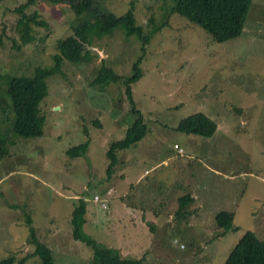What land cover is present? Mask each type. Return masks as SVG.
<instances>
[{
    "label": "rangeland",
    "instance_id": "obj_1",
    "mask_svg": "<svg viewBox=\"0 0 264 264\" xmlns=\"http://www.w3.org/2000/svg\"><path fill=\"white\" fill-rule=\"evenodd\" d=\"M24 2L0 0L2 74L33 76L35 68L51 66L60 40L72 34L70 9L36 0L28 11H38L47 25L34 26V42L24 45L15 10ZM131 3L145 32L163 23L144 53L136 38L116 28L94 42L91 63L65 61L62 72L46 80L40 137L15 136L0 111V134L8 139L0 159V260L34 251L30 216L55 264H91L93 250L73 238L70 223L81 196L88 202L85 233L143 264H224L245 232L264 240V0H253L241 35L224 43L170 13L174 0H104L103 7L121 15ZM138 59L142 75L132 92L148 131L118 153L107 177L106 151L136 114L125 84L102 90L92 80L102 66L128 76ZM196 112L217 123L212 136L174 130ZM87 139L86 156H69V148ZM194 189L199 195L179 220L177 198ZM220 210L232 212L235 232L216 226Z\"/></svg>",
    "mask_w": 264,
    "mask_h": 264
},
{
    "label": "trees",
    "instance_id": "obj_2",
    "mask_svg": "<svg viewBox=\"0 0 264 264\" xmlns=\"http://www.w3.org/2000/svg\"><path fill=\"white\" fill-rule=\"evenodd\" d=\"M51 4L65 6L66 10L74 13L71 28L72 34L66 37L57 46L58 52L52 57L53 64L48 67H37L33 76H11L0 73V111L3 121L15 136L22 138H35L43 134L45 115L40 109V103L48 94L47 79L62 72L65 61L74 65L89 64L92 62V46L97 40L112 35L118 28L125 37H134L141 43V51L145 52L152 36L162 28L154 25L149 32H145L142 25L136 23L134 5L131 3L128 10L121 15H116L103 7L104 0H44ZM36 0H26L15 10L19 13L16 23L19 39L24 45L34 42V26H46L47 22L39 17L38 11H28ZM253 0H174L170 6V13H175L190 23H194L207 33L216 43H224L241 35L244 20L249 6ZM141 59L132 65V73L122 76L114 72L112 68L102 66L96 74L92 84L102 90L111 83L121 81L125 84V93L131 112L136 118L126 129L121 139L110 143L106 151L108 164L106 175L110 177L119 163L118 153L135 145L144 138L148 131L140 110L136 107L132 85L142 75L140 69ZM2 117V116H1ZM100 125V123H97ZM175 131L193 134L202 137H210L217 130V123L203 112H196L179 120ZM91 140L74 145L67 150L71 157L86 156ZM8 153V139L0 134V159ZM194 201L190 192L178 196L176 216L182 219L188 214V206ZM87 199L81 196L77 199L70 223L72 236L93 250L91 264H143L141 259H133L122 256L115 248L102 246L93 237L84 231L87 223ZM216 226L222 233L235 232L232 225V212L218 211L215 216ZM29 231V244L34 247L32 253H28L21 259L8 256L0 260V264H25L29 259L37 258L38 264H55L52 250L37 237V230L32 226L30 216L26 219ZM153 226V225H152ZM152 229V228H151ZM224 264H264V240L256 233L247 231L239 237Z\"/></svg>",
    "mask_w": 264,
    "mask_h": 264
},
{
    "label": "crops",
    "instance_id": "obj_3",
    "mask_svg": "<svg viewBox=\"0 0 264 264\" xmlns=\"http://www.w3.org/2000/svg\"><path fill=\"white\" fill-rule=\"evenodd\" d=\"M189 192V191H188ZM191 195L193 196L194 198V201H195V197L196 195H199L198 191H196L195 189L191 192ZM193 201V202H194ZM199 207H202L203 206V201H200V203L198 204ZM154 218H158L157 216L153 215Z\"/></svg>",
    "mask_w": 264,
    "mask_h": 264
},
{
    "label": "built area",
    "instance_id": "obj_4",
    "mask_svg": "<svg viewBox=\"0 0 264 264\" xmlns=\"http://www.w3.org/2000/svg\"><path fill=\"white\" fill-rule=\"evenodd\" d=\"M177 147H178V145L175 144V148L181 150V148H177ZM94 199L95 200H99L100 199L99 195H96Z\"/></svg>",
    "mask_w": 264,
    "mask_h": 264
}]
</instances>
